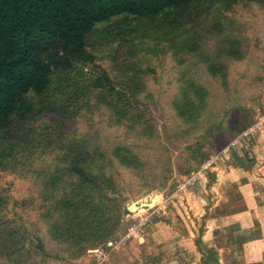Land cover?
Listing matches in <instances>:
<instances>
[{
  "label": "trees",
  "instance_id": "16d2710c",
  "mask_svg": "<svg viewBox=\"0 0 264 264\" xmlns=\"http://www.w3.org/2000/svg\"><path fill=\"white\" fill-rule=\"evenodd\" d=\"M240 4L264 8V0H0V169L18 144L28 139L25 129L49 116L93 122L95 116L108 111L118 123L123 120L130 129L137 127L146 135L150 124L145 115L136 118L126 105L137 104L144 91L142 77L146 72L139 55L154 42L203 64L207 77L200 83L193 77L184 79L180 88L175 109L182 119L206 113L210 96L237 93L239 85L229 81L228 62L247 59L249 53L239 37H217L223 34L220 27L224 20L231 21ZM204 7L214 9L221 23L217 30L208 31L221 41H215L212 48L202 47L194 27L182 24L186 19L192 22L194 12ZM105 31L111 42H118L115 54L126 68L136 67L128 57H136L138 52V72L127 92L116 88L109 71L96 64L95 55L88 49L90 37ZM137 35L138 44H131ZM78 64L91 67L90 75L78 72ZM74 87L79 94L69 91ZM230 114L228 110V125L233 129L239 122ZM152 132L148 141L153 139ZM74 136L70 145L60 148L69 155L65 168L49 164L40 167L38 196L29 199L38 206L36 222L41 220L46 225V238L28 235L18 216L5 219L1 213L6 197H0V264H70L67 262L81 258L94 246L106 244L119 229L122 215L129 214L115 196L119 192L116 180L107 176L106 170L117 168L113 160L125 169L142 170L147 161L138 155V146L114 145L109 158L102 151L105 149L89 143L87 134L77 140ZM27 248L33 260L24 255Z\"/></svg>",
  "mask_w": 264,
  "mask_h": 264
},
{
  "label": "rangeland",
  "instance_id": "374dc122",
  "mask_svg": "<svg viewBox=\"0 0 264 264\" xmlns=\"http://www.w3.org/2000/svg\"><path fill=\"white\" fill-rule=\"evenodd\" d=\"M214 13V9L204 7L194 12L196 16L192 22L186 19L182 24L187 28L194 27L202 47L209 45L212 48L215 41L221 44L219 39L231 35L234 39H241L249 57L237 63L233 60L228 62L229 81L231 85H239L237 93L227 94L225 91L215 98L210 96L209 101L212 102L206 113L182 119L175 109L176 99L181 94L180 88L184 79L193 77V81L200 83V80L207 77L203 64L191 56L183 54L181 57L172 49L162 48L163 43H152L150 49L139 55L140 66L146 72L142 77L144 91L140 93L137 104L126 105V110L131 114L135 112L136 118L138 115H145L150 124L146 135H141L137 127L130 129L129 123H124L123 120L118 123L108 111L105 115L95 116L93 122L79 120L77 117L68 120L57 116L40 119L25 129L28 139L18 144L19 148L15 149L6 165L0 169V197H6L2 216L5 219L18 216V222L24 225L28 235L47 237L44 222H36L38 206L32 205L29 199L38 196L36 186L39 185L40 167L49 164L53 168L56 165L61 169L65 168V160H69V155H64L60 148L71 143L72 135L77 140L81 135L87 134L89 143L101 150L105 149L102 151L107 152L109 158L114 145L138 146V155L147 161V166L138 172L125 169L116 160L113 161L117 168L106 170L107 176H112L119 186V192L115 196L123 208H127L132 202L149 203L155 197L160 198L159 202H153L150 207L141 206L146 210L141 214L138 211L123 214L119 229L109 240L119 238L146 217L150 220L161 217L163 221L176 218V210L182 212L180 208L187 205L184 194L195 186L197 179L207 177L211 184L216 174L214 168L220 162L232 164V168L239 167L242 164L240 157L245 149L252 144H261L264 137V8L255 4H240L231 15V21L227 18L224 20V26L220 27L224 31L217 37L218 40L208 33L221 25L220 18ZM224 14L230 16L231 13L226 11ZM111 31L109 29L108 33ZM111 39L106 31L95 34L90 37L88 49L95 55L96 64L109 71L116 88L127 92L131 79L138 72V52L136 57H128L136 67L126 68L123 59L115 54L118 42H111ZM131 44H138V35ZM77 70L89 76L92 68L78 64ZM80 85V79H77V87L80 88ZM230 90L229 87L228 91ZM69 91L79 94L75 87ZM77 100L80 106L79 97ZM228 110L235 122H239L238 127L230 129ZM243 119L244 123L241 124ZM90 123L93 125L90 126ZM242 125L244 130L239 132ZM149 132L154 135L148 141L146 138L150 136ZM87 146L89 149L90 146ZM201 155L205 158L202 159ZM248 167L251 168L252 165L248 164ZM253 167L256 174H264L262 162L254 163ZM69 175L67 173L66 178L70 182ZM145 223L146 221L142 227ZM142 227L140 237L144 236ZM104 249L106 244L94 246L85 255H94L95 251ZM23 253L33 260L29 258L34 257L30 248ZM77 260L67 263L76 264Z\"/></svg>",
  "mask_w": 264,
  "mask_h": 264
},
{
  "label": "crops",
  "instance_id": "0c3cea01",
  "mask_svg": "<svg viewBox=\"0 0 264 264\" xmlns=\"http://www.w3.org/2000/svg\"><path fill=\"white\" fill-rule=\"evenodd\" d=\"M240 158L237 168L220 162L211 184L207 177L197 179L176 218L148 219L143 237L129 240L101 264H264V174L253 167L264 165V137ZM75 263L96 261L87 254Z\"/></svg>",
  "mask_w": 264,
  "mask_h": 264
},
{
  "label": "built area",
  "instance_id": "2783aa9c",
  "mask_svg": "<svg viewBox=\"0 0 264 264\" xmlns=\"http://www.w3.org/2000/svg\"><path fill=\"white\" fill-rule=\"evenodd\" d=\"M149 218L146 217V219L142 220L141 222H138L137 225L133 226L132 228L128 229L123 235H121L119 238L109 240L106 243V249L104 251H95V261L96 264H101L103 261H105L114 251H117L121 246L125 245L130 239L136 238L139 239L141 227L143 223L148 221Z\"/></svg>",
  "mask_w": 264,
  "mask_h": 264
},
{
  "label": "water",
  "instance_id": "95a60500",
  "mask_svg": "<svg viewBox=\"0 0 264 264\" xmlns=\"http://www.w3.org/2000/svg\"><path fill=\"white\" fill-rule=\"evenodd\" d=\"M154 199L151 200V202L149 203H141L140 205H145L147 207V205H151ZM138 202H132L128 207H127V211L130 213L136 212L138 209Z\"/></svg>",
  "mask_w": 264,
  "mask_h": 264
},
{
  "label": "bare ground",
  "instance_id": "6f19581e",
  "mask_svg": "<svg viewBox=\"0 0 264 264\" xmlns=\"http://www.w3.org/2000/svg\"><path fill=\"white\" fill-rule=\"evenodd\" d=\"M160 201V198L159 197H155V199L153 200V202L157 203ZM152 202V203H153ZM141 203L138 204V209L137 211L139 212V214H141L142 212H145L146 210L144 208H142L141 206H145V205H140ZM145 204V203H144ZM152 205V204H151ZM151 205H147V207H150ZM146 207V206H145Z\"/></svg>",
  "mask_w": 264,
  "mask_h": 264
}]
</instances>
